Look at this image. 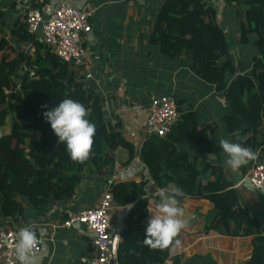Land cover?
<instances>
[{"label": "trees", "instance_id": "1", "mask_svg": "<svg viewBox=\"0 0 264 264\" xmlns=\"http://www.w3.org/2000/svg\"><path fill=\"white\" fill-rule=\"evenodd\" d=\"M233 4L241 16L238 42L252 49L248 58L244 50L238 58L230 51L224 31L214 20L215 10L207 0H162L152 43L165 56L186 58L191 71L224 96L228 106L225 131L230 142L241 143L253 152L259 149L264 159V0H228L229 6ZM6 17L0 10V45L5 43L3 49L0 46V115L8 112L15 127L7 135L0 131L3 218L20 213L23 201L39 209L48 202L70 200L85 170L98 176L111 175V154L117 147L128 151L124 165L134 156L133 145L118 130L120 123L111 125L107 120L102 96L70 64L60 62L41 37L27 32L25 14L12 25L5 22ZM25 42L28 50H19ZM64 98L82 103L95 124L93 147L84 162L69 158L42 116L43 111ZM194 115L190 112L181 116L182 122L176 123L165 139L151 136L143 141L139 156L151 182L122 181L112 185L114 204L131 205L118 242V264H162L167 260L180 264L183 259L182 254L170 255L175 243L167 249H151L143 243L148 182L150 189L179 188L183 196L178 199L210 202L213 208L202 231L251 237V254L243 264H264V228L256 214L241 203L237 188L226 178L223 163H197V156L195 162L169 141L179 131L183 134L181 140L196 154L216 153L205 129L196 127ZM2 126L0 119V129ZM183 264L217 263L206 253L185 258Z\"/></svg>", "mask_w": 264, "mask_h": 264}, {"label": "crops", "instance_id": "2", "mask_svg": "<svg viewBox=\"0 0 264 264\" xmlns=\"http://www.w3.org/2000/svg\"><path fill=\"white\" fill-rule=\"evenodd\" d=\"M59 0H0V10L6 14V23L22 19L30 4L46 2L55 5ZM162 0H70L69 3L80 11H90V31L83 33L82 45L92 79L86 84L100 94L103 109L111 125L120 123L118 128L124 140L133 145L134 156L126 164L128 151L117 147L112 152L113 172L98 176L85 170L74 195L67 201L48 202L45 207L35 208L26 201L22 210L13 217L0 216V226L20 230L31 226L41 240L40 252L32 256L31 264H79L81 258L91 252L90 238L83 225L61 226L62 222L85 208L98 205L101 192L108 179L113 183L149 181L147 167L140 159L139 152L144 139L143 126L147 108L152 96L171 95L177 104L179 119L192 112L198 129H205L207 137L216 148L215 154H196L189 144L181 140L179 131L169 140L178 150L186 151L197 163L201 160L221 161L226 178L233 185L240 183L247 170L248 162L238 170L225 164V155L218 141H230L225 131L224 115L228 106L224 96L212 84L196 76L186 58L168 57L160 53L152 43L153 25ZM214 8L215 22L222 28L230 44V51L237 56L244 50L246 58L252 49L241 45L239 22L241 16L237 6L228 5V0H207ZM239 7V6H238ZM238 13V14H237ZM7 33V32H6ZM41 37L40 32H36ZM42 39V38H41ZM28 43H22L19 50L27 51ZM182 122V118L178 120ZM165 139V138H164ZM245 169V170H244ZM204 181V179H202ZM151 182V180H150ZM147 183V219L155 213L156 205L171 195L170 189L153 188ZM241 203L256 214L264 228V192L254 190L243 181L237 188ZM19 199V198H18ZM20 200V199H19ZM184 210L185 228L177 236L170 249V255L182 254L185 258L194 254H210L217 264H243L251 254V237H234L210 231L204 233L203 226L213 206L205 199H178ZM128 207L117 206L112 217V233L121 240ZM65 216H67L65 218ZM15 264H17L14 255ZM0 264H9L0 254ZM162 264H172L167 260Z\"/></svg>", "mask_w": 264, "mask_h": 264}, {"label": "built area", "instance_id": "3", "mask_svg": "<svg viewBox=\"0 0 264 264\" xmlns=\"http://www.w3.org/2000/svg\"><path fill=\"white\" fill-rule=\"evenodd\" d=\"M24 14L28 33L34 34L39 31L44 43L50 46L60 62L70 64L73 70L83 76L85 82L93 78L81 40L83 33L90 31V11H80L69 1L59 0L55 5L46 2L30 4ZM178 119L177 104L171 95L152 96L142 129L144 139L151 136L166 138ZM255 153H257L255 159L248 162L244 178L240 183L233 185L234 188L240 187L243 180H247L254 190L261 191L260 189L264 188V159L261 158L259 149ZM113 184L112 179L105 182L96 207L85 208L61 224L63 227H71L75 223L84 226L92 250L81 258L82 263L118 264L119 240L117 235L112 233V217L117 207L111 192ZM16 232L12 228L0 226V254L6 257L9 264H15L14 234ZM40 250L39 238L32 256L37 255Z\"/></svg>", "mask_w": 264, "mask_h": 264}, {"label": "clouds", "instance_id": "4", "mask_svg": "<svg viewBox=\"0 0 264 264\" xmlns=\"http://www.w3.org/2000/svg\"><path fill=\"white\" fill-rule=\"evenodd\" d=\"M42 116L49 123L57 141L64 145L71 160L84 162L89 158L96 129L95 124L89 119L87 108L82 103L64 98L43 111ZM218 144L226 157L225 164L232 170H238L257 155L241 143L221 139ZM260 190L264 191V188ZM170 192L171 195H166L156 205L155 213H151L144 224L143 243L151 249H167L173 243L178 245L176 237L186 226L182 219L185 213L178 200L183 196V192L175 187L171 188ZM38 241V235L31 226L23 227L14 234L17 264H31L33 249Z\"/></svg>", "mask_w": 264, "mask_h": 264}, {"label": "rangeland", "instance_id": "5", "mask_svg": "<svg viewBox=\"0 0 264 264\" xmlns=\"http://www.w3.org/2000/svg\"><path fill=\"white\" fill-rule=\"evenodd\" d=\"M3 45H0L2 49L5 47V43L2 42ZM0 119H2L3 126L0 129L2 135L10 134V132L14 131L15 121L11 118L8 112L0 115Z\"/></svg>", "mask_w": 264, "mask_h": 264}, {"label": "water", "instance_id": "6", "mask_svg": "<svg viewBox=\"0 0 264 264\" xmlns=\"http://www.w3.org/2000/svg\"><path fill=\"white\" fill-rule=\"evenodd\" d=\"M65 1H70V0H65ZM38 32V31H37Z\"/></svg>", "mask_w": 264, "mask_h": 264}]
</instances>
